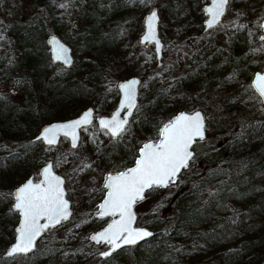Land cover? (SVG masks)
I'll return each instance as SVG.
<instances>
[{"label": "trees", "instance_id": "trees-1", "mask_svg": "<svg viewBox=\"0 0 264 264\" xmlns=\"http://www.w3.org/2000/svg\"><path fill=\"white\" fill-rule=\"evenodd\" d=\"M11 1L8 22H0V84L4 87V93L0 91V264H233V252L241 247L251 248L252 264H264V148L248 146L251 125L237 129L222 108L223 99L237 84L250 83L256 64L264 60L261 34L254 39L264 18V0L241 1L239 11L230 13L223 44L210 36L208 30L214 27L202 29L206 0H166L174 34L182 40L170 45L162 41V47H167L160 63L147 53L156 70L148 77L138 72L150 84L142 88L128 130L118 138L110 137L96 125L89 137L81 135L75 149L60 138L51 147H58L57 155H46L49 146L29 137L43 122L70 116L87 103L94 114L109 111L117 95L116 81L132 73L142 53L144 44L137 42L142 14L155 4L150 0ZM73 20L76 28L71 33ZM51 32L70 45L73 59L68 66L50 59L46 37ZM183 45L188 55L181 69L173 72L169 64L158 66ZM188 89L191 93H186ZM70 104L74 107L64 111ZM194 106L204 112L205 135L214 133L210 136L213 152L196 162L194 143L193 158L174 182L145 190L144 195L160 190L157 200L136 214L137 221L150 225L153 235L125 246L128 260L116 257L118 249L100 256V248L95 247L100 243L87 238L104 222L94 215L104 189L99 180L83 194V212L71 205L73 211L61 223L66 229L58 241L46 237L49 228L30 253L3 254L17 219V212L10 211L13 197L9 194L28 173L36 176L43 161L50 158L64 179L69 153L76 159L92 153L101 171L124 168L143 139L156 137L177 109ZM67 244L72 246L69 250Z\"/></svg>", "mask_w": 264, "mask_h": 264}, {"label": "snow or ice", "instance_id": "snow-or-ice-1", "mask_svg": "<svg viewBox=\"0 0 264 264\" xmlns=\"http://www.w3.org/2000/svg\"><path fill=\"white\" fill-rule=\"evenodd\" d=\"M145 3V0H140ZM230 0H211L210 6L204 8L207 15L206 27L208 29L220 24L226 6ZM60 7H65L61 4ZM158 13L153 10L146 17L147 32L143 41L155 42L159 50L160 42L156 37V24ZM243 27V25L241 26ZM264 27V24L261 25ZM3 37L0 36V39ZM264 41V35L260 36ZM50 43L56 44V59L70 64L67 57L68 50L53 38ZM139 83L133 79L118 87L123 91V101L111 118H102L99 124L112 137H119L125 133L129 121L127 115H131V109L136 107L135 89ZM258 92L261 102L264 103V74L257 73L253 84L250 85ZM127 110V115L121 118V110ZM93 112L91 109L85 111L80 118L61 124H54L42 129L36 140L44 142L51 148L58 143L59 134L71 138L73 149L78 146L77 129L92 123ZM205 116L201 111L192 113L181 112L173 120L164 124L159 130L158 142H147L139 149V156L135 160V166L116 174L109 173L105 177L104 189L106 196L98 208V215L119 216L113 220L105 229L92 235L90 239L97 243H106L111 246L112 251L123 245H135L138 241L153 235V233L133 228L135 216L132 206L137 200L144 199L146 189L155 186H167L174 182L175 177L181 169L187 168L189 161L193 158L190 150L197 140L205 139ZM53 163H48L41 171L43 177L38 183L32 179L15 189L9 195L14 197V205L10 211H17L22 216L17 233L16 242L7 250L9 257L18 254L30 253L36 245L37 238L42 232L54 228L63 221L69 219V201L65 199L64 180L53 172ZM90 168L91 165H83ZM83 167L80 170H83ZM44 219L46 222L41 223ZM102 256H110V251L101 253Z\"/></svg>", "mask_w": 264, "mask_h": 264}, {"label": "rangeland", "instance_id": "rangeland-1", "mask_svg": "<svg viewBox=\"0 0 264 264\" xmlns=\"http://www.w3.org/2000/svg\"><path fill=\"white\" fill-rule=\"evenodd\" d=\"M152 3H154L158 8L159 13V27H158V33L162 39V41H165L167 45L172 44V41L182 40V37L174 34V25L170 18V7L169 3L166 0H150ZM242 0H233L231 3H229V13H224V15L221 17L220 24L214 26L213 30H208L210 32V36H213L215 41L217 43L223 44V41L225 40V28L228 19L231 17V14H234L235 12H238L240 9ZM12 1L11 0H0V22L6 23L8 22L11 14V8H12ZM231 13V14H230ZM204 16V13H202ZM72 27L70 29V32L73 33L76 28V21L73 20ZM261 30L258 31V34L256 32V35L254 33V39L257 38V36H260ZM166 45V47H167ZM166 47H162V52L164 53L166 50ZM187 45H183L182 48L179 51H174L171 55H168L162 59L161 64H158V66H165L169 64L171 66L172 71L174 72L176 69H181L186 62L187 58ZM152 54V59H154L153 51L150 44H144L142 53L139 56V61L136 64V67L132 71V73L138 74L139 71H143L147 73V77L154 71L156 68L154 67L155 62L149 58L147 53ZM264 65V60L261 61V63H257V68H261ZM146 78V77H145ZM140 78L139 86H138V101L140 100V93H142V88H146L150 82H148L147 79ZM0 91L4 93V87L2 84H0ZM186 93H191L188 89ZM189 96V94H186ZM181 99V97H180ZM75 104V103H73ZM73 104H70L66 107L64 111H69L71 108L74 107ZM73 105V106H72ZM82 107V106H80ZM78 108V110L80 109ZM222 108L229 113L230 118H232L235 123L237 129H243L250 126L251 133L250 136L247 139V145L248 146H260L264 148V105H262L260 98L258 94L253 90L252 87H250V83H240L235 86L233 89V93L229 96H227L225 99H223L222 102ZM77 110V111H78ZM76 111V112H77ZM65 114H67L65 112ZM69 116V115H68ZM96 126V122L93 121L88 126H84L80 130V139L78 143L82 142L81 135L89 137V132L91 129ZM211 135H214L213 132H206L205 139L204 140H197L194 144V147L196 146V162H199L200 159H202L205 156H209V152H213V148L215 147L213 142V138L210 137ZM54 147V146H53ZM85 151V150H84ZM80 154H83V149H79ZM46 155L51 153L54 155H57L59 153L58 147L50 148L45 150ZM215 154V153H214ZM66 160H68L67 168H68V175L64 179V186L66 189V195L70 199L71 205H74V210L76 212H83L85 208V202H84V196L85 192L87 191V188L90 184H93L95 181L98 180L102 182L103 176L106 171H101L99 169L100 162L94 157V155L91 153L89 156H84L83 158L80 156L78 159L72 157V155L69 153L67 154ZM90 164L91 167H83V165ZM83 167V170H80ZM113 170H116L114 168ZM111 171V170H110ZM264 173V169H263ZM70 189L69 192H67V189ZM160 190H157L149 195H144V199L137 200L134 204V210L136 214L140 213L141 211L147 209L149 206H151L159 197ZM73 211V209H72ZM164 212V211H163ZM264 217V214L262 215ZM103 221L106 220L107 217H103ZM102 221V222H103ZM136 223H142L140 221L136 220ZM150 226L148 223H142ZM261 224V223H259ZM258 224V225H259ZM66 229V226H63L61 224L57 225L55 228H51L46 232V237L49 240H56L58 241ZM254 231H249L248 234L253 233ZM77 239V237H74L72 240V243ZM78 246L81 245V243L77 244ZM72 246L67 244L65 248H68V250ZM96 248H103L104 245L95 246ZM242 250L234 251L233 264H252L253 262V254L251 248H245L241 247ZM117 258H122L125 260H128L130 257V252L125 247H121L117 250L116 254ZM27 264V263H25Z\"/></svg>", "mask_w": 264, "mask_h": 264}, {"label": "water", "instance_id": "water-1", "mask_svg": "<svg viewBox=\"0 0 264 264\" xmlns=\"http://www.w3.org/2000/svg\"><path fill=\"white\" fill-rule=\"evenodd\" d=\"M211 4V0H206L203 5H202V12L204 13V16L202 18V29L203 30H206L208 29L206 27V19L208 18L206 13L204 12V8L207 7V6H210ZM157 11L158 13V8L156 5H150L146 10H144L143 14H142V17H141V30L140 32L138 33L137 35V42L140 43V44H150L151 45V48H152V51H153V55H154V58H155V62L156 63H160V59H161V55H162V39L158 33V22H159V13H158V21H157V24H156V37L157 39L159 40L160 42V46H159V50H157V47H156V44L155 42H147V41H143V36L146 34L147 32V26H146V17L150 14L151 11ZM226 10V9H225ZM225 13V12H224ZM264 24V18L260 20V30H261V36L264 35V27H261V25ZM53 38H55V41L59 42V44H62L67 50V57L71 60L72 62V59H73V55H72V51H71V48H70V45L64 41L63 39H61L56 33H49L46 37V42H47V45H48V52H49V57L52 61H57V62H60L62 65L64 66H68L69 64H65L63 60H57L55 57H56V44L55 43H50V41L53 40ZM264 42V41H263ZM257 73H260V74H264V65L261 67V68H258V69H255L250 77V85L253 84V81L255 80V77H256V74ZM133 79H136L140 82V77L138 74L136 73H130L128 74L127 76H124V77H121L119 78L116 83H115V87H116V91H117V95H116V99H115V102L114 104L112 105V107L110 108V110L108 112H102V113H99V114H94V107L92 106V104L90 103H87L85 105H83L82 107H80V109L70 115V116H65V117H58V118H53V119H50L48 121H45L43 122L41 125H39L38 129L36 130V132L31 135L29 137L30 140H36V137L39 136L41 134V131L43 128L45 127H48L50 125H54V124H61V123H67V122H70V121H73V120H76L78 118L81 117V115L91 109L92 112H93V118L95 117V122H96V125L97 127L101 128L100 124H99V120L102 119V118H111V116L113 115V113H115L118 109H120V105H121V102L123 101V91L118 87L120 84L122 83H126L130 80H133ZM138 86H139V83L136 85V89H135V104L137 105V101H138ZM253 88V87H252ZM253 90L258 94V92L256 91L255 88H253ZM259 96V94H258ZM260 98V96H259ZM260 101H261V98H260ZM262 103V102H261ZM262 105H264V103H262ZM135 108L131 109V114L133 113ZM196 110H199L202 112V114L204 115V112L202 111V109L199 107V106H194L192 108H189V109H185V108H180V109H177L173 115L168 119L166 120L164 123L161 124V126L159 127L158 129V132H157V136L156 137H148V138H145L143 139L138 147H137V151H136V155L135 157L133 158V161L127 165L126 167L124 168H119V169H116V170H111V171H107L105 172L104 176H103V179H102V185L104 187V183H105V177L109 174V173H112V174H116L117 172H120V171H125L126 169L128 168H131V167H134L135 166V160L138 158L139 156V149L143 146L144 143H147V142H158L159 139H160V136H159V130L163 127L164 124L168 123L169 121L173 120L177 115H179L181 112H185V113H192ZM127 115V110H121V118H124L125 116ZM131 115H127V119L129 120ZM93 120V119H92ZM88 126V125H86ZM84 127V126H81L80 128L77 129V134H78V137L80 139V130L81 128ZM106 133L107 131L105 129H103ZM109 135V134H108ZM110 136V135H109ZM112 137V136H110ZM60 138H64L65 141H66V144L69 148H72L71 146V138L70 137H64L63 134H59V137H58V141ZM79 139H78V142H79ZM41 144H44L46 145L44 142L42 141H39ZM55 146V145H54ZM192 152H193V146L192 148L190 149ZM48 163H52L51 159L50 158H47L45 161H43L39 167H38V170H37V175L34 176L32 172L28 173L23 179H21L12 189V193L15 191V189H17L18 187H20L21 185H23L27 180L29 179H32L34 183H38L40 182V180L43 179V177L40 175L42 169L48 164ZM182 170V169H181ZM53 172L60 176L63 180H64V175L57 171L56 169L53 168ZM176 178V177H175ZM158 187H163V186H158ZM64 189H65V186H64ZM106 193H107V190L106 189H103V192H102V195L101 197L97 200L96 202V207H95V210H94V215L97 216V217H100L98 215V212H99V208L98 206L103 203V200L106 196ZM13 197V196H12ZM65 199H67L69 201V211L70 213L72 212V207H71V203H70V199L67 197L66 195V192H65ZM14 197H13V200H12V203H11V206L13 207L14 205ZM135 204V203H134ZM134 204L132 206V212L135 216V219L133 221V224H132V227L133 228H137V229H143V230H146V231H149V232H153L152 228L149 227L148 225L146 224H142V223H136V212L134 210ZM17 212V211H16ZM107 217L106 220L98 227L90 230L88 233H87V238L89 241L93 242V243H97L95 241H92L90 239V237L100 231H102L103 229H105L113 220L115 219H119V216H105ZM21 220H22V216L20 215L19 212H17V219H16V222L14 224V227H13V236H12V239L8 242V244L5 246L4 250H3V254L6 255V252L8 249H10V247L16 242V238H17V233L15 231V229L17 227H19L20 223H21ZM46 221L44 219L41 220V223H45ZM43 234V232H42ZM41 234V235H42ZM39 238V237H38ZM37 238V239H38ZM147 238V237H146ZM145 239V238H144ZM142 239V240H144ZM140 240V241H142ZM138 241V242H140ZM105 246L103 248H101L100 250H98V254L100 256L101 253L105 252V251H110V252H113L112 249H111V246L104 243ZM127 245H123L122 247H125ZM34 249V248H33ZM117 250V249H116Z\"/></svg>", "mask_w": 264, "mask_h": 264}, {"label": "flooded vegetation", "instance_id": "flooded-vegetation-1", "mask_svg": "<svg viewBox=\"0 0 264 264\" xmlns=\"http://www.w3.org/2000/svg\"><path fill=\"white\" fill-rule=\"evenodd\" d=\"M111 107H112V106H111ZM109 110H110V109H109ZM107 112H108V111H107ZM93 120L95 121V117L93 118ZM93 120H92V121H93ZM63 139H64V138H63ZM64 140H65V139H64ZM65 142H66V141H65ZM102 244L105 246V244H104V243H102Z\"/></svg>", "mask_w": 264, "mask_h": 264}]
</instances>
